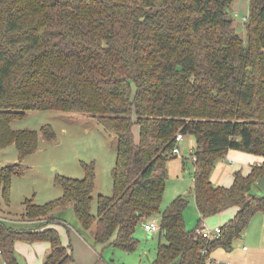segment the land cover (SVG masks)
Returning <instances> with one entry per match:
<instances>
[{
    "label": "trees",
    "instance_id": "16d2710c",
    "mask_svg": "<svg viewBox=\"0 0 264 264\" xmlns=\"http://www.w3.org/2000/svg\"><path fill=\"white\" fill-rule=\"evenodd\" d=\"M231 2L0 0V146L14 143L20 156L32 152L38 132L12 129L10 121L41 109L94 116L116 139L113 192L98 194L96 215L90 211L94 168L84 163L82 178L56 177L59 197L42 204L25 199L21 216L37 224L0 216L5 264H16V240L49 241L43 264L71 260L58 230L43 227L68 202L81 229L95 224L94 243L125 251L138 244L137 225L160 212L164 240L148 264H211L212 249L231 247L264 208V191L252 190L264 174V159L247 174L235 171L229 186L214 184L210 174L228 149L264 158V0H249L246 38L236 29ZM41 132L55 135L47 124ZM177 132L195 138L192 190L201 216L194 228L183 217L186 195L160 210ZM23 169L19 163L0 166L6 202L12 175ZM233 205L238 209L217 237L196 233L202 217Z\"/></svg>",
    "mask_w": 264,
    "mask_h": 264
},
{
    "label": "rangeland",
    "instance_id": "374dc122",
    "mask_svg": "<svg viewBox=\"0 0 264 264\" xmlns=\"http://www.w3.org/2000/svg\"><path fill=\"white\" fill-rule=\"evenodd\" d=\"M248 3L249 0H232L230 4L231 16L238 26L236 27L238 33L243 38H246L243 17L248 16ZM45 124L52 127L55 134L53 138H47L42 134L41 127ZM10 127L15 130H36L39 134L38 144L32 152L24 156L19 155L14 143L0 146V166L12 163L24 166L21 173H15L11 177L7 202L0 190V216L11 219L18 225H25L23 222L25 219L21 216L25 210V199L42 204L59 197L62 194V187L56 182V177L64 175L82 178L85 175L84 163L91 164L94 168V190L90 211L96 215L98 194L111 195L113 192L111 171L116 158V139L113 133L105 131L94 116L57 109L27 110L22 117L13 118ZM134 127L136 137L138 128ZM178 145L180 153L167 161L168 173L160 210L179 193H184L188 197V203L183 209V217L186 226L194 228L199 223L198 209L191 186L193 161L189 154L195 147L194 135L183 134V139ZM184 146L186 152L183 151ZM252 190L258 194L263 193L257 183L253 185ZM50 215L54 223L60 222L58 227L60 232L62 230L63 237L68 238L69 231L75 233L76 226H80L71 202L56 207ZM153 218L159 225L160 212L154 213L145 221ZM143 223L144 221L136 227L138 244L131 251L112 246L103 247L97 243L93 244V247L96 250L101 249L103 257L109 255V258H106L107 262L148 264L155 258L157 244L160 240H164V236L159 229L148 232L144 229ZM202 224L208 228L214 227L209 226L205 220H202ZM94 229L95 224L87 231Z\"/></svg>",
    "mask_w": 264,
    "mask_h": 264
},
{
    "label": "crops",
    "instance_id": "0c3cea01",
    "mask_svg": "<svg viewBox=\"0 0 264 264\" xmlns=\"http://www.w3.org/2000/svg\"><path fill=\"white\" fill-rule=\"evenodd\" d=\"M185 147L186 146H184L183 149L184 152L187 151ZM263 159V156L258 154L228 149L221 158L216 160L210 174V179L214 184L229 186L234 179L235 171L240 170L243 174H247L253 164L260 163ZM191 180L192 186V176ZM180 194L184 195V193H179V195ZM237 209L238 207L233 205L215 214L202 217V220H205L211 227H220L226 220L235 214ZM198 216V219H200L201 215L199 211ZM23 222L27 225L37 224L26 220ZM59 223L49 221L43 224V227H55L59 232L62 244L71 252L72 259L63 264H111V261L107 262L106 259L109 258V255L103 257L104 254H101V249L96 250L93 247L95 243H93L92 230H89V232L86 230L87 232H85L78 225V227L76 226V232L72 233L69 231V234H67L68 238H66L61 234L62 230L61 232L59 230ZM50 249V244L47 240H32L25 242L16 240L14 243L16 264H43ZM210 257L218 264H264V208L251 216L242 234L233 239L229 249L217 246L210 252ZM3 263L4 257L0 253V264Z\"/></svg>",
    "mask_w": 264,
    "mask_h": 264
},
{
    "label": "built area",
    "instance_id": "2783aa9c",
    "mask_svg": "<svg viewBox=\"0 0 264 264\" xmlns=\"http://www.w3.org/2000/svg\"><path fill=\"white\" fill-rule=\"evenodd\" d=\"M183 138V134L181 132H177L176 135H175V145L173 146L172 148V153L173 154H179L180 153V148H179V145H178V142L181 141ZM192 160L195 159V156H191ZM203 225V224H202ZM143 227L144 229L148 230V231H154V230H158L159 229V225L157 224L156 220L153 218L149 221H144L143 223ZM219 232H220V227L219 226H216L214 228H208L206 226H201V227H197L196 228V233L198 234H201L202 236L206 237V238H213V237H217L219 235ZM201 252L202 253H206L207 252V248L206 247H202L201 248ZM207 260L209 263L211 264H218V263H215L210 255H208L207 257ZM6 261H4L3 264H5Z\"/></svg>",
    "mask_w": 264,
    "mask_h": 264
},
{
    "label": "water",
    "instance_id": "95a60500",
    "mask_svg": "<svg viewBox=\"0 0 264 264\" xmlns=\"http://www.w3.org/2000/svg\"><path fill=\"white\" fill-rule=\"evenodd\" d=\"M256 183L264 191V174L257 179Z\"/></svg>",
    "mask_w": 264,
    "mask_h": 264
}]
</instances>
